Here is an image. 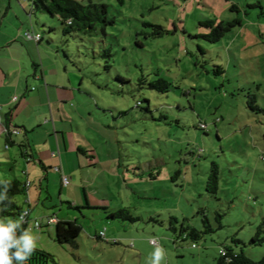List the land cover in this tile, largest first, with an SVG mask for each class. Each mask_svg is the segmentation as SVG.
<instances>
[{"label":"rangeland","instance_id":"obj_1","mask_svg":"<svg viewBox=\"0 0 264 264\" xmlns=\"http://www.w3.org/2000/svg\"><path fill=\"white\" fill-rule=\"evenodd\" d=\"M103 2L115 18L106 34L65 35L58 17L45 12L30 19L41 44L51 45L42 49L44 61L55 56L69 71L63 79L80 87L72 104L91 112L78 122L96 164L80 170L81 180L65 174L70 183L61 193L59 177L51 181L24 229L58 264H148L156 247L166 252L161 264H216L222 247L260 259L264 241L251 239L259 226L264 230V112L246 100L254 95L264 109V0ZM10 3L9 22L15 12L17 27L31 29L27 1ZM234 17L241 25L219 41L201 36L209 28L200 22ZM151 24L165 31L154 35ZM218 66L223 72L215 74ZM157 77L170 83L166 92L141 80ZM212 162L219 171L215 195L206 190ZM118 209L134 220L108 216ZM51 214L81 225L77 248L53 240ZM204 217L213 231L203 232ZM182 222L199 235L181 232Z\"/></svg>","mask_w":264,"mask_h":264},{"label":"crops","instance_id":"obj_2","mask_svg":"<svg viewBox=\"0 0 264 264\" xmlns=\"http://www.w3.org/2000/svg\"><path fill=\"white\" fill-rule=\"evenodd\" d=\"M26 1L30 20L35 12L31 13V1ZM10 7V0H0V177L8 180L17 176L22 181L30 180L27 196L31 213L34 205L49 197L51 181L59 177L61 193L70 183L62 184V176L68 174L75 181L81 180L80 170L96 164L92 159L95 157L93 149L85 150L81 143L87 137L80 134L78 122L87 121L91 112H84L78 104H72V93L75 96L80 87L70 78L63 79L65 73H69L66 66L62 69L50 53L51 63L44 61L42 49L51 45L22 37L26 30L40 32L37 25L30 20L33 27L22 32L17 27V13L14 12L15 21L9 22ZM21 37L23 42L18 41ZM11 129L17 130L12 135L15 144L6 147V134ZM22 141L27 144L23 150L27 156L16 144ZM9 164L12 173L5 169ZM17 165L20 175L15 174ZM22 170L26 172L24 175ZM85 196L87 201V194ZM17 203L21 208L25 206L23 196ZM50 217L60 219L52 214L48 219ZM50 224L54 222L47 223Z\"/></svg>","mask_w":264,"mask_h":264},{"label":"trees","instance_id":"obj_3","mask_svg":"<svg viewBox=\"0 0 264 264\" xmlns=\"http://www.w3.org/2000/svg\"><path fill=\"white\" fill-rule=\"evenodd\" d=\"M31 1V13L33 12H45L51 16H56L60 20L62 26V32L65 35H71L72 33H80L82 35H90L93 32L100 29L104 34H106V27L112 25L115 22L114 17L108 15V4L103 2V0H30ZM120 4L124 0H117ZM230 10L238 11L236 4L232 3L230 5ZM200 24L209 28L207 33L201 34V36L208 42H217L219 41L226 32L231 31L234 27L241 25V19L239 17H234L230 20H217L216 18L207 19L206 21L200 22ZM156 31L154 35H161L165 31L161 25L151 24ZM40 33V32H39ZM41 34V33H40ZM42 41V35L41 40ZM104 54L107 56L111 55L109 49H104ZM223 68L218 66L214 69V73H222ZM119 80L124 81V78L119 75ZM143 82H146V85L160 92H166L169 88L170 83L162 77H157L154 80H147L141 78ZM139 104V101L136 103ZM246 105L250 110H260L264 112L263 108H258L255 103V96L251 95L246 100ZM201 124V123H200ZM199 124V127H200ZM206 125V124H205ZM201 128V127H200ZM204 129V128H201ZM12 129L8 131L6 136L8 137L9 145L15 144V141L12 139ZM19 148L22 150L24 156H27V152L23 150L27 147L25 141L16 143ZM92 156V155H91ZM6 171L12 173V165L9 164V167L5 168ZM218 179L219 171L218 165L215 162L211 163V167L207 176L206 181V190L211 194H216L218 191ZM10 182V188L8 189L7 196L8 201H5L3 204H0V217H8L12 219H18V214L21 211V207L16 201L17 195L24 196V181L20 180L17 176H12L8 180H0ZM0 191H3V184H0ZM9 201H11L9 203ZM111 218H127L130 221L134 220L131 217L126 209H118L112 211L108 214ZM173 220H177L173 218ZM204 221V233L213 231L210 225L207 223V218H203ZM26 223L23 224L25 228ZM174 228V227H173ZM180 231H187L188 235L191 238H196L199 235V230L191 226H184L183 222L181 223ZM82 230L81 225L76 220H65L58 219L54 222V237L53 240L59 244H67L72 248H77L76 239L79 236ZM100 238L101 234L96 235ZM233 241L238 242V239H233ZM254 243H261L264 241V230L259 226L255 233V236L251 239ZM235 242V243H236ZM194 246V244H193ZM58 264L53 255L36 249L31 258L28 260L27 264ZM216 264H264V255L257 260L247 257L242 251H235L232 247H222L219 250V256L216 259Z\"/></svg>","mask_w":264,"mask_h":264},{"label":"clouds","instance_id":"obj_4","mask_svg":"<svg viewBox=\"0 0 264 264\" xmlns=\"http://www.w3.org/2000/svg\"><path fill=\"white\" fill-rule=\"evenodd\" d=\"M0 184H3V191H0V204H3L9 200L7 192L11 185L8 181H0ZM23 224V215L18 219L0 217V264H27L37 249L39 237L24 229ZM165 258V250L156 247L148 264H161Z\"/></svg>","mask_w":264,"mask_h":264},{"label":"built area","instance_id":"obj_5","mask_svg":"<svg viewBox=\"0 0 264 264\" xmlns=\"http://www.w3.org/2000/svg\"><path fill=\"white\" fill-rule=\"evenodd\" d=\"M23 36L26 39L34 40L36 42H38L39 40H41V34L39 32H34V31H31V30H26L23 33ZM200 127L201 128H206V125L204 123H201L200 124ZM12 133H17V130L16 129H12ZM52 155H54V153H52ZM28 159H30V158H28ZM56 169H57V167H56ZM21 173L24 175L26 172L24 170H22ZM68 183H69V178L67 176H62V184L66 185ZM29 187H30V180L25 179L24 180V190H25V194L23 196V203L25 204V206L21 209V211L18 214V218L21 215L24 216V223H27L28 216H29V213H30L29 198L27 196V191H28ZM55 221H56V219L54 217H50L48 219V222L49 223L55 222ZM33 225H34V227H41L40 226V223L36 219L34 220Z\"/></svg>","mask_w":264,"mask_h":264}]
</instances>
